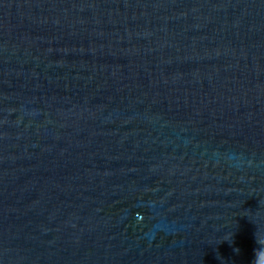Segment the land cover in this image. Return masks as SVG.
I'll use <instances>...</instances> for the list:
<instances>
[{
  "label": "water",
  "instance_id": "1",
  "mask_svg": "<svg viewBox=\"0 0 264 264\" xmlns=\"http://www.w3.org/2000/svg\"><path fill=\"white\" fill-rule=\"evenodd\" d=\"M0 264H264V0H0Z\"/></svg>",
  "mask_w": 264,
  "mask_h": 264
}]
</instances>
